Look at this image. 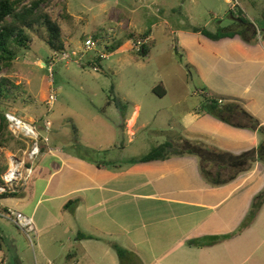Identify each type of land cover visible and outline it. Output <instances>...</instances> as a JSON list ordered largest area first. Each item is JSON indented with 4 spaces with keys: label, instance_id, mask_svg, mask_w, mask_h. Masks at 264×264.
Here are the masks:
<instances>
[{
    "label": "crops",
    "instance_id": "0c3cea01",
    "mask_svg": "<svg viewBox=\"0 0 264 264\" xmlns=\"http://www.w3.org/2000/svg\"><path fill=\"white\" fill-rule=\"evenodd\" d=\"M233 23L232 35L216 39L194 22L174 31L179 38H167L161 28L147 53L169 70L156 74L148 99L138 83L121 91L116 86L121 105L109 100L103 111L85 108L71 128L63 118L75 120L72 111H58L52 120L26 113L49 142L28 184L0 196V207L33 217L41 264H121L113 244L132 253L122 264H264V203L242 227L264 190V22ZM128 40L115 38L114 50ZM230 102L257 126L222 118L218 110ZM154 120L169 126L155 144H172L167 157L144 160L155 146L115 159L96 157L117 143L137 145L133 141ZM50 124L55 127L47 129ZM119 133L127 142L118 141ZM189 143L210 149L201 154L184 147ZM244 154L252 159L228 157ZM212 236L220 238L207 242ZM6 247L0 236V264Z\"/></svg>",
    "mask_w": 264,
    "mask_h": 264
},
{
    "label": "rangeland",
    "instance_id": "374dc122",
    "mask_svg": "<svg viewBox=\"0 0 264 264\" xmlns=\"http://www.w3.org/2000/svg\"><path fill=\"white\" fill-rule=\"evenodd\" d=\"M237 2L238 5L231 9L225 0H47L43 7L61 24L62 38L67 47H77L78 41L88 34L96 36L104 46L108 44L109 48L111 45L115 46V38H129L127 45L121 51L104 49L108 57L95 59V64L81 66L74 61L67 64L56 62L50 70L48 67L40 68L39 62L47 61L53 51L44 42L42 33L41 35L34 33L30 49H18L11 67L1 73L8 76L16 86L11 89L8 100L0 102V114L4 115L6 111H12L27 122H31L25 117L26 113L32 116L41 115L42 119L52 120L59 113L62 111L65 113L67 110L76 114L75 120L63 118L66 127L71 128L77 118L81 121L80 116L84 114L85 108L99 112L106 108L109 100L116 102L114 98L121 95L113 91L116 86L121 91L124 86L138 83L139 87L146 89L145 98L148 99L153 96L148 89L155 83L156 74L159 73L160 76L162 71L169 69L161 70L157 60L153 57L148 58V53L134 51L131 48V40L142 38L144 35L141 34L147 32L150 42L152 38H160L161 28L166 31L167 38H179L174 31L192 22L195 23L194 25H205L213 32L231 31L234 28V21L237 22L236 26H239L240 21H252L262 25L264 0H237ZM63 5L71 16L70 20L60 18ZM239 16L243 20L237 21ZM175 56L179 60L178 55ZM94 65L99 70H94ZM51 72L52 76H50ZM47 81L52 82L56 94L55 104L51 107L45 103L48 96ZM165 125L166 123L161 124L154 120L142 129L133 141H138L137 145L132 146L130 140L122 147L117 143L113 150L110 149L105 155L96 157L115 159L122 154L137 153L143 149L146 151L155 146L157 139H165V134L170 133L169 126ZM50 126L52 125L50 124L47 129L51 128ZM54 127L53 124L52 128ZM159 130L164 133L160 134ZM83 132L81 128V136ZM2 137L6 138L4 139L6 145L0 146V170L5 162L9 165L12 154L19 155V150L25 146L23 141H17L19 139L16 140L14 137L9 139L8 132ZM121 140L127 142V137L119 133L118 141ZM248 187L250 185L245 189ZM19 230L0 215V236L4 238L7 246L4 251L5 264H35V262L41 264L36 240L33 238L32 246L26 235Z\"/></svg>",
    "mask_w": 264,
    "mask_h": 264
},
{
    "label": "trees",
    "instance_id": "16d2710c",
    "mask_svg": "<svg viewBox=\"0 0 264 264\" xmlns=\"http://www.w3.org/2000/svg\"><path fill=\"white\" fill-rule=\"evenodd\" d=\"M46 2L47 0H0V102L8 100L11 89L16 86L8 76L1 75V73L4 69H9L11 67L13 61L16 59L18 49H30L32 35L34 33L38 35L42 33L44 42L52 51H60L67 48V44L62 38L61 24L56 19H53L43 7V4ZM59 15L63 20L71 19L65 5L62 6V11ZM239 19L243 20L240 16ZM146 33L147 32H144L141 35H145ZM203 33L214 39L233 34L232 31L224 32L220 30L216 32L203 31ZM146 46L147 45H144L142 48L143 50L141 52H143V54H146L148 51ZM110 49L114 50L115 46L111 45ZM118 101L117 98V105H121V101H119V103ZM212 106L214 108L217 107L214 104ZM218 113L222 118L233 124L252 127L257 126V121L238 103H226L218 110ZM5 132L9 133V139L13 137L7 129V122L4 115L0 114V146L6 145L4 140L6 138L2 137ZM184 147H189L191 150L198 149L197 151L201 154L204 150L210 149L208 147H197L196 144L191 143L184 144ZM171 149L172 144L170 142L161 143L153 147L143 159L151 160L165 158ZM228 157L239 163L240 161L243 162L252 159L250 154ZM1 171L2 170H0V175L2 174ZM263 203L264 190L255 196L242 227L249 225L255 219ZM69 205L66 204V207H69ZM219 238L218 236H212L207 242L214 243ZM191 243L201 244L203 242L194 240ZM113 247L117 252L121 264L125 257L132 254L129 250L117 244H113Z\"/></svg>",
    "mask_w": 264,
    "mask_h": 264
},
{
    "label": "built area",
    "instance_id": "2783aa9c",
    "mask_svg": "<svg viewBox=\"0 0 264 264\" xmlns=\"http://www.w3.org/2000/svg\"><path fill=\"white\" fill-rule=\"evenodd\" d=\"M226 2L230 5L231 9H234L238 5L237 0H226ZM148 37V34H145L142 38L132 39L131 48L136 52L142 51L143 46L149 42ZM100 45L102 48H100ZM107 45L104 46L101 40L93 34H88L85 35L84 39L75 48L67 47L64 50L53 51L47 61L42 60L39 62V67H48L52 70L56 62L67 64L73 61L81 66L95 64V59L100 60L108 57L104 51V49H110ZM93 69L99 70L96 65L93 66ZM50 76H52V72ZM55 101V88L52 87L49 89L45 103L51 107ZM4 117L11 135L16 139L25 140V146L19 150V155L12 154L10 156L7 169L0 175V196L15 194L28 184L33 176L34 162L42 152V145H48L49 142V138L42 134L32 122H27L12 111H6ZM48 149L54 151L53 148ZM0 215L13 223L26 235L29 242L32 245L34 244L33 238L35 239L36 237V228L31 215L12 208H7L4 211L0 209ZM35 264H38V262H35ZM46 264L53 263L47 261Z\"/></svg>",
    "mask_w": 264,
    "mask_h": 264
}]
</instances>
